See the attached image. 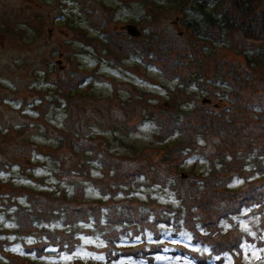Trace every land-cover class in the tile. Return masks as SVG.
I'll return each instance as SVG.
<instances>
[{"label":"rangeland","instance_id":"1","mask_svg":"<svg viewBox=\"0 0 264 264\" xmlns=\"http://www.w3.org/2000/svg\"><path fill=\"white\" fill-rule=\"evenodd\" d=\"M178 2L0 0V207L16 196L44 215L68 199L72 208L62 231L27 250L14 233L34 230L26 215L12 216L20 229L0 211V264H264V170L242 162L264 145V68L238 55L260 43L234 32V50L212 49L186 24L193 9ZM234 13L225 15L241 17ZM130 24L138 36L127 34ZM139 172L181 183L179 201L152 192L154 213L161 204L183 207L170 214L171 226L186 230L166 237L170 251L148 233L141 188L125 217L110 218L129 223L125 240L117 229L96 243L91 222L74 234L76 217H110L105 206L120 198L118 183ZM89 176L99 178V191ZM81 183L82 191L72 186Z\"/></svg>","mask_w":264,"mask_h":264},{"label":"trees","instance_id":"2","mask_svg":"<svg viewBox=\"0 0 264 264\" xmlns=\"http://www.w3.org/2000/svg\"><path fill=\"white\" fill-rule=\"evenodd\" d=\"M232 0H179L177 3L180 10H183V8H190L193 9V16L189 18V20L186 22L187 26L192 28L193 32L197 35H199V38L202 41L207 40L208 44L212 46V49H217L221 47V44L230 47V49L234 50V47H236V44L234 42L235 38L233 37L234 32L240 33L242 36L246 37L247 39L259 42L260 45L256 46H246V50L242 52V49L239 50V54L243 55L245 58L246 65L249 68H253L255 70L264 68V10L261 9L260 4L262 5L263 0H235L234 2V10L231 11L227 8V4L230 3ZM194 3V5H193ZM260 3V4H259ZM211 5L210 11L206 12L205 5ZM226 12L239 14L241 17H238V19H232L230 17L227 18L225 15ZM196 16V18H194ZM231 19V20H230ZM216 34H213L215 33ZM220 36H219V34ZM210 35V36H209ZM209 36V38H208ZM228 36L231 37V39L228 38ZM254 70V71H255ZM200 80V79H199ZM198 82V81H196ZM15 101V100H14ZM4 101L2 100V103ZM31 104V103H30ZM29 104V105H30ZM20 107L22 104H19ZM24 109V108H23ZM22 109V110H23ZM189 116L188 114H184L181 116L180 119H184L185 117ZM180 126V122H179ZM178 126V127H179ZM264 143V142H262ZM264 145L261 147H255L253 148L242 158L243 166L245 167H252L254 169V173H257L259 171V167L261 166L264 170V153H263ZM195 153L198 154V151L195 149ZM221 156V154H220ZM47 157V156H46ZM190 157V156H188ZM92 155L87 156L85 155L83 157V161H89L92 163H95V161L91 160ZM205 158V157H204ZM55 160V158L53 157ZM187 159H184L185 161ZM206 161V158L204 159ZM217 160L216 164H222L224 166L227 163V160L219 159L215 156L214 160ZM214 163V164H215ZM213 165V163L211 162ZM40 165V164H39ZM180 165L178 164V167ZM36 167L31 169L30 167H23L22 170L28 171V174L32 172ZM261 170V171H262ZM253 171V170H249ZM248 171V172H249ZM183 172V171H181ZM61 173V171H60ZM242 174L244 172H241ZM240 173V174H241ZM62 174V173H61ZM238 174V175H240ZM186 179H189V176L186 175ZM162 180H164V184L150 182L148 180V175L145 173H137L132 181L129 183H118L116 187L115 194H119L120 198L116 199L115 197L111 199L114 203H116V200H121L124 198V201L122 203H117L109 206H105L107 210H110L112 212V209L114 210V213L110 217H104L106 220L104 221L101 216H99V219H95L92 216H87L85 219H82L80 217H76L77 224L73 226V230L75 235H83L81 234L85 233V227L88 222L92 223V226L90 228L91 230V236L96 243L100 242V238L103 234H106L107 232L114 231L117 229H122L123 232L119 234V237L122 239H126V237H129V231H128V225L126 221H121L120 223H114L111 221L110 218L114 216L116 213L120 216H124L125 213L131 211V207L129 206L130 203H132L135 198L133 193H136L138 189L141 188L143 191V194H145V201L146 203L138 205L139 207L142 205L141 210L142 214L141 216L146 217V220L152 219L153 227H150L148 230V233H150L159 240V244H161L160 252H164L166 250L171 249L174 244L168 242V238L166 237H178L180 233L186 231L185 229H180L178 231L177 227L175 225L171 226V215L174 211V214L178 211H183V207L178 208V210H175L174 208H171L169 205H163L159 207L157 213H154V211L151 209L152 205L157 206L155 203H157V200L153 197L152 192L162 193V194H170L174 198H176L178 201L180 194L176 190V183H180L177 181L174 177L170 175V177H161ZM64 181L63 179L58 180V185ZM99 181V178L89 176L85 178V182L89 183L91 188L94 190H100L99 185L96 184V182ZM66 181H64L65 183ZM181 184V183H180ZM73 188L80 187L81 191L86 188V185L84 183H81L78 185H72ZM66 190H63L62 193H65ZM114 194V195H115ZM116 196V195H115ZM64 197V196H62ZM61 197V198H62ZM70 197V196H69ZM131 199H129V198ZM134 199V200H133ZM18 202H17V201ZM71 199H68V201ZM66 202V200L62 199V202ZM68 201L66 203L65 207L60 208H52L53 211L51 213H46V215L40 213L39 211H43L41 208H36L37 212L33 211L34 208H32L33 204L28 202L21 203L16 196L13 197V199L7 202H4L3 209L0 207V211H3L7 215V220L9 222H12L15 226H18L20 228L19 222H13L12 216L18 213L19 216L26 215V218L30 221L32 228L34 230H30L28 232L29 234H25L22 231H15L16 239H20L21 242H24L23 244H26L25 250H27L30 246L33 244L31 241L33 240L35 244L43 243L45 240L50 237L48 235H56L57 232L62 231L61 229H64L65 223L67 221V214L69 211L71 212V209L68 207ZM97 203V202H96ZM11 206L9 207V205ZM6 205V206H5ZM36 206V205H35ZM160 206V205H158ZM8 207V208H7ZM13 208V209H12ZM138 208V207H137ZM105 209V210H106ZM104 214V213H103ZM110 214V213H109ZM237 215H232L230 217H235ZM240 216V214H239ZM239 216L236 217V219H239ZM125 217V216H124ZM226 221V219H225ZM227 223H229V220L227 219ZM234 223V222H232ZM236 223H234V228L236 229ZM21 229V228H20ZM239 234V230H235ZM40 232V235L38 239H35V236ZM30 235V236H28ZM150 247V244L147 242H144V248ZM169 247V248H167ZM101 248H95L93 251H100ZM62 250L64 249V245L62 246ZM2 253L4 254L7 250H5V247L1 248ZM102 256V252H98ZM156 257H153V261ZM151 259V261H152ZM150 261V260H149ZM86 264V263H85ZM93 264V263H91Z\"/></svg>","mask_w":264,"mask_h":264},{"label":"water","instance_id":"3","mask_svg":"<svg viewBox=\"0 0 264 264\" xmlns=\"http://www.w3.org/2000/svg\"><path fill=\"white\" fill-rule=\"evenodd\" d=\"M126 31H127V34L131 37H136L139 35V31L137 29L136 26H134L133 24H130V25H127L126 26Z\"/></svg>","mask_w":264,"mask_h":264}]
</instances>
